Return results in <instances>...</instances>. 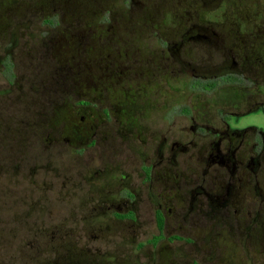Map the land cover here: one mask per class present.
Returning a JSON list of instances; mask_svg holds the SVG:
<instances>
[{
	"label": "flooded vegetation",
	"instance_id": "obj_1",
	"mask_svg": "<svg viewBox=\"0 0 264 264\" xmlns=\"http://www.w3.org/2000/svg\"><path fill=\"white\" fill-rule=\"evenodd\" d=\"M6 1L0 2L6 24L0 36L13 24L8 32L16 41L0 54V73L12 76L0 82V235L26 236L28 249L30 237L42 241L48 231L103 232L78 226V218L117 219L135 232L149 227L151 238L165 235L164 248L186 246L204 264H246L249 251L220 257L218 250L253 247L264 228V215L242 209L245 199L264 205V129L237 126L244 107L264 114V0ZM40 23L49 30L44 35L33 26ZM133 23L136 36L128 29ZM213 90L207 101L203 96ZM76 97L86 101L72 105ZM94 103L113 121L102 131L92 125L94 140L87 144L94 148L103 139L102 175L78 182L53 177L62 186L55 197L60 212L51 217L54 198L31 169L50 164L52 154L42 156L48 145L29 144L30 136L52 130L63 105L93 114ZM175 115L185 124L174 127ZM157 117L165 128L148 134L144 123ZM127 119H133L129 137L122 131ZM127 145L138 149L135 178L122 170ZM102 183L103 198L100 191L84 209L63 207L64 190L87 193ZM77 241L57 242L76 247ZM188 257L168 264H188Z\"/></svg>",
	"mask_w": 264,
	"mask_h": 264
},
{
	"label": "rangeland",
	"instance_id": "obj_2",
	"mask_svg": "<svg viewBox=\"0 0 264 264\" xmlns=\"http://www.w3.org/2000/svg\"><path fill=\"white\" fill-rule=\"evenodd\" d=\"M0 2L4 3L5 0H0ZM4 25L6 24L1 23L0 21V31L4 29ZM12 26L15 25H8L7 31L5 32L6 35L0 36V54L4 53L3 51H7L16 41L15 36L13 37L12 35H9L8 32L9 29L11 30ZM33 26L34 28H37V32L39 35H44L47 31H49L47 27L43 26L41 23ZM65 27V24L61 25L62 30H64ZM128 29L131 34H134L136 36L137 29L134 23L131 24V27ZM2 73L3 72L0 73V82H7L12 80L11 73H9V75L5 72L2 75ZM203 85L207 86L206 88H204L206 89V91L208 90V88H210L208 83H205ZM4 89L5 88H0V92H2ZM172 90L174 91L173 94L176 96L180 95L177 94L178 91H180L181 93V87L177 86V84L172 87ZM214 96L215 91L213 90L210 93H206L203 97H205L207 101H211ZM80 101H86V98L80 99V97H76L75 99H72V105L76 106V103ZM88 109L89 108L82 109L81 107H73L71 106V104H69L67 107L66 105H63V107H61L60 109V112H58L52 118L51 123H49L52 130H46L43 135H39L37 133L36 135L32 134V136H30L29 144L31 143L36 147L48 145V148H45V152L41 154L42 156L52 154L49 158V163L51 165L45 164V166L43 165V163H38L31 169L32 175L36 176L37 178H41L42 181L44 180L46 182L45 188L48 191L47 197L52 199L54 198V200L52 201V205L55 206L51 207L49 212V215L51 217L58 215V213L60 212V207L58 204L59 201L55 197L57 196L59 189H61L60 186H62V184L56 182L53 177L66 176V178H68L69 180H73L74 177L76 178L75 180L79 179L77 177H82V180L80 181H83V177H96L102 175L100 171L104 169V162L102 158H106L104 152L100 149L104 145L103 139L97 138V145L94 148H87V144H89V142L93 138V132L91 129L92 125H94V129H96L95 127H98L102 131L104 127L107 128L112 126L113 121L112 119H110V124H108V119L102 114V107L98 103H94V112L93 114L91 112L92 115L90 114ZM88 113L89 115H87ZM239 113L241 114V116L239 117L240 119L237 123V126L256 127L257 129H264L263 113L253 112L252 108L250 107H244L240 109ZM111 115L112 112H110V116ZM157 119L158 120H154V122H152L151 120H146V122L144 123L145 130H148V134H150L151 129L160 131L165 128V123H163V121L159 117H157ZM172 120V124L175 123L174 127H181L185 124L184 119L178 115H175ZM131 124H133V119H127L122 125V131L126 135V137H129L128 133L132 132ZM50 144L52 146H50ZM54 147L56 148V150H53ZM125 147L126 152L123 154L121 159H126L127 163L124 165L122 170L124 175H127V177L129 176L135 178L140 171L137 158L138 149L133 145L132 147L130 145H127ZM43 161L45 162L46 160ZM53 167L57 169L56 174L52 170ZM108 175L109 173L107 171V176ZM38 181L36 186H41V183H39ZM76 182H78V180ZM259 185L261 187H264V176L260 178ZM106 186L107 183H102L98 190L89 191L87 193H82L86 192L87 190L72 191L70 189H66L62 193V199L66 200L67 204L63 207L67 208L66 210L69 212L71 210L78 211L80 209H84L86 203H89L91 199H94L96 196L100 195L101 192V198H103V195L106 196V194L103 193ZM83 187L87 188V185L83 184ZM27 190L28 189H26V191ZM138 202V199L134 201L135 206H137ZM248 207H252L253 209H255L256 212H259L261 214L260 216L264 215V212L259 211L261 207L264 208V205L262 204V201L260 199H255L254 202L247 199L242 200V209H247ZM260 216L255 215V217L258 219H260ZM81 219L78 218L77 220L78 226L84 227L86 229H99L103 232L98 233L95 230H90V232L83 233L76 231H48L45 233V238L42 239V241H39L40 239L37 240L39 241L37 247L40 248V250L36 253H30V246H28V249L26 246H24L25 240L27 239L26 236H24L23 238V236H20L18 234L16 239L4 236L2 233L0 235V264H42L44 259H49V256H47L48 251H54L52 253V258L57 256L59 264H168V262L172 260V258L180 260L181 258L188 256V264H192V262H194L195 264H204L202 261V256L198 253L193 254L192 252H189L187 253L189 254L187 256L186 249L189 248H186V246L176 245L172 246V249L164 248L163 243H166L167 237L165 235H154L151 238V232H153V230L149 227L147 232H135L133 231L132 227H129L130 222L123 220L122 222H120L119 220L114 219L116 221L115 222L107 219L104 220L103 218ZM127 219L133 220V217L128 215ZM43 226L46 227L45 225ZM44 227L39 228L44 229ZM27 233L30 234V232H26V234ZM256 234L255 246H250L248 248L244 247L243 249H231L226 247L222 248L221 251L218 250V255H220V257H231L230 255L245 257L246 254L250 252L251 257L246 260V264H264V243L259 244L260 241H264V228ZM77 235L84 236V239L87 241H77L79 240ZM98 236H101V238H113L116 240L102 243L98 242V240L96 239V237L98 238ZM32 237L29 238L31 239L29 240L30 243L34 241L37 242L36 238ZM58 237H61L63 239H75L78 242L77 244H75V246H77L74 247L69 242H65L60 245L56 241L54 243L56 246L52 245L48 250H46L45 247L42 249V246L47 244L45 242H51L53 240H56V238ZM93 239H96V241L94 242ZM192 245L193 244H189V246ZM196 249H199L201 251L205 250L198 247H196ZM41 251L45 252L47 255L45 253H41ZM253 256L256 258H252Z\"/></svg>",
	"mask_w": 264,
	"mask_h": 264
},
{
	"label": "trees",
	"instance_id": "obj_3",
	"mask_svg": "<svg viewBox=\"0 0 264 264\" xmlns=\"http://www.w3.org/2000/svg\"><path fill=\"white\" fill-rule=\"evenodd\" d=\"M48 165H51V164H48ZM53 172L56 174V172H57V169L56 168H54L53 167ZM58 174V173H57ZM33 232V231H32ZM31 233V232H30ZM56 241H58V238H56V240H53V241H51V242H45V243H47V244H45V245H43L42 246V249L45 247L46 248V250H48L52 245L54 246L55 244V242ZM32 242V241H31ZM30 253H36L37 251H39L40 250V248H38L37 247V243L34 241V242H32V243H30ZM56 246V245H55ZM54 251H48L47 253H48V255L45 253V252H43V251H41V253H45L47 256H49V259H44V261L42 262V264H59V262H58V260H57V256L56 257H54V258H52L53 256H52V253H53ZM51 258V259H50Z\"/></svg>",
	"mask_w": 264,
	"mask_h": 264
}]
</instances>
